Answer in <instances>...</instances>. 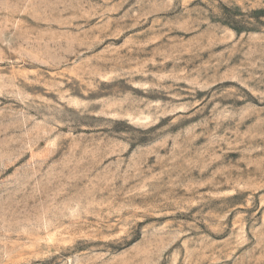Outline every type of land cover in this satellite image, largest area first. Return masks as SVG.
I'll use <instances>...</instances> for the list:
<instances>
[{
  "label": "rangeland",
  "instance_id": "1",
  "mask_svg": "<svg viewBox=\"0 0 264 264\" xmlns=\"http://www.w3.org/2000/svg\"><path fill=\"white\" fill-rule=\"evenodd\" d=\"M0 264H264V0H0Z\"/></svg>",
  "mask_w": 264,
  "mask_h": 264
}]
</instances>
